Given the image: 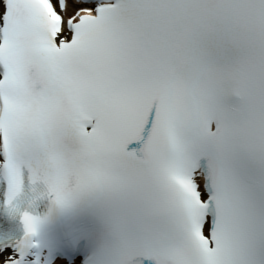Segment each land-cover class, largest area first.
Returning a JSON list of instances; mask_svg holds the SVG:
<instances>
[{
	"label": "snow or ice",
	"instance_id": "1",
	"mask_svg": "<svg viewBox=\"0 0 264 264\" xmlns=\"http://www.w3.org/2000/svg\"><path fill=\"white\" fill-rule=\"evenodd\" d=\"M0 264H264V0H0Z\"/></svg>",
	"mask_w": 264,
	"mask_h": 264
}]
</instances>
